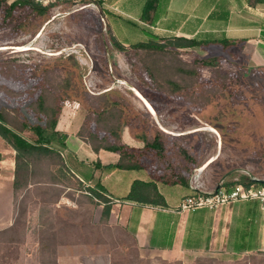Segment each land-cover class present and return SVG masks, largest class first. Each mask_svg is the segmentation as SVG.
<instances>
[{
    "label": "rangeland",
    "instance_id": "374dc122",
    "mask_svg": "<svg viewBox=\"0 0 264 264\" xmlns=\"http://www.w3.org/2000/svg\"><path fill=\"white\" fill-rule=\"evenodd\" d=\"M11 2L8 0V4ZM92 2L96 9L50 8L44 21L40 14L24 6L17 7L11 15L5 7L0 9V111L12 127L34 142L37 136L24 128L22 112L37 118L42 108L60 109L59 121L66 129L70 123L61 116H66L70 105H76V109L87 114L79 133L88 141L120 145L125 143L126 131L145 136L149 143H154L158 136L161 148L148 149L149 161L139 159L141 166L148 168L157 180H185L201 167L204 159L215 157L219 138L199 116L208 122L225 120L224 114L211 111L212 107L207 105L213 100L222 102L225 111L224 90L203 85L196 94L191 95L188 89L171 93L161 78L168 75L167 67L175 61L162 53L152 57L133 48L132 45L146 39L143 27L115 21L112 14L104 20L99 2ZM123 37H130L133 42H125L124 50H119L115 42L121 44ZM192 54L199 56L201 52L185 51L183 59L190 60ZM153 61L158 65L154 80L149 78L146 68ZM62 63L76 68L66 69ZM227 67L224 63L220 69L201 73L205 77H222L219 73L224 75ZM77 77L83 86L80 93L75 88ZM192 85L188 84L190 88ZM132 88L154 108L155 116ZM67 90L83 100L92 112L80 103L67 101ZM108 91L113 92L104 94ZM113 102L130 114L128 126L122 125L125 114L121 108H111ZM254 118L263 123L246 131L248 146L253 144L256 134L264 133V114ZM212 125L224 130L216 123ZM226 135L220 133L222 141ZM55 146L60 156L36 157L27 186L14 192L16 151L0 137V264H57L60 246L83 242L106 244L122 259L117 264H129L125 261L129 256H122L120 247L133 246L134 239L116 218L112 219L115 203H109L111 211L106 216L104 204L92 200L88 186L67 166L64 150ZM131 251L130 264H161L158 257L150 260L142 258L140 252L134 255V248ZM249 261L260 264L259 258H244L234 264ZM201 263L224 264V260L208 253Z\"/></svg>",
    "mask_w": 264,
    "mask_h": 264
},
{
    "label": "crops",
    "instance_id": "0c3cea01",
    "mask_svg": "<svg viewBox=\"0 0 264 264\" xmlns=\"http://www.w3.org/2000/svg\"><path fill=\"white\" fill-rule=\"evenodd\" d=\"M97 2L103 10L104 20L107 14H112L115 21L142 26L146 39L139 42L169 44L188 65H193L196 59L217 63L216 67L198 69L201 79L211 81L210 88L224 90L226 95L225 111L222 102L213 100L208 104L211 111L219 110L225 115L223 121L211 119L224 130L212 128L219 136L221 132L227 135L216 146L215 157L210 156L200 164L205 191L223 189L231 192L236 186L231 184L242 178L251 181L255 177L264 181V164L261 163L264 162V133L256 134L255 141L249 146L246 144L249 140H245L249 138L246 131L257 129L263 123L254 117L264 114V0ZM184 39L205 45L182 47ZM131 41L130 37L120 39L123 46ZM193 50H199L201 54H192L190 60H184V52ZM224 63L228 66L225 76L219 73L222 77L218 74L205 77L201 73L220 69ZM76 108V105H70L66 116H61L70 123L66 129L61 120L57 125V129L67 136L64 148L67 166L86 186H103L105 195L115 203L112 219L116 218L134 239L133 246L120 247L121 255L129 256L126 262L130 264L134 248V255L140 252L142 258L145 256L150 260L158 257L161 264H202V258L208 253L219 256L224 264H234L244 258L253 261L259 258V263L264 264V211L258 201L232 202L216 211L180 212L181 201L194 194L189 182L193 173L183 182H174L166 178L155 179L145 167L110 170V166L119 162L120 156L106 150L97 153L78 135L87 114ZM142 136L139 133L132 135L129 131L123 134L125 144L135 148L144 146L137 139ZM135 180L155 181L166 206L124 201ZM119 261L122 259L117 258L106 244L94 242L62 245L56 258L57 264H117Z\"/></svg>",
    "mask_w": 264,
    "mask_h": 264
},
{
    "label": "trees",
    "instance_id": "16d2710c",
    "mask_svg": "<svg viewBox=\"0 0 264 264\" xmlns=\"http://www.w3.org/2000/svg\"><path fill=\"white\" fill-rule=\"evenodd\" d=\"M24 6L32 10V12H36L42 16V20H46L48 18V13L50 11V7H43L36 3L35 0H12L10 4H8V0H0V9L6 8L7 14L11 15L13 11L19 7ZM182 47H201L204 46V43L197 42L194 40H182ZM115 46L119 48V50H124V46L115 42ZM133 48L144 50L148 56H158L162 53L164 56H170L175 63L169 64L167 67V74L165 77H162L163 83L166 87L169 88L171 93H178L180 91H185L188 89V92L192 94H196L197 91L201 90L203 85L208 87V89L212 86L211 81H205L201 79L198 69L202 67H216L217 63H214L210 59H196L193 65H188L184 63L179 57V52L176 49H173L169 46V44H164L157 41L150 42H140L132 45ZM64 68H76V65L69 66L66 63L61 64ZM156 62L153 61L152 64H146L147 74L150 79H155ZM75 88L77 93H80L83 89L82 81L79 77L75 78ZM193 83L190 88L188 84ZM185 84V85H184ZM113 91H108L104 94H111ZM68 99L67 101L77 102L81 105H84L88 110H91L90 107L83 102L78 96H74L71 94L69 90H67ZM211 102V101H210ZM209 102V103H210ZM208 105V104H207ZM121 108L122 112L125 114L123 117L122 125L128 126L130 114L124 107L120 104L112 103L111 108ZM109 110V108L107 109ZM92 112V110H91ZM94 112V111H93ZM23 119L26 121L24 123V128H29L36 136V141H30L23 137L21 133L12 127L7 120L2 111H0V137L14 150L16 151L15 157V178H14V192L21 190L24 186H27L28 181L32 175L31 172V164L35 160L36 157L41 155H59V149L55 146L58 145L59 148H65V141L67 136L59 131H57V125L60 117V109H55L51 107L42 108L41 114L35 118L34 116L28 114V112H22ZM199 118L203 121H206L209 126L218 130L215 126H213L212 122H208L204 116L200 115ZM80 132V131H79ZM110 133H114V130L111 129ZM78 135L88 142L95 152H99L100 150H106L113 153H116L120 156V160L116 165H112L109 167L112 169H121V170H133L140 169L141 163L139 159L144 161H149V154L147 150H157L161 148V143L159 142V137H155L154 143H149L145 136L137 137V139L144 143L142 148L131 147L125 143H121L120 145H98L93 142L88 141L83 137L82 134L78 133ZM1 159V156H0ZM183 182V181H182ZM237 184L244 185H262L264 183L249 181L248 179L242 178L237 183H232V186ZM227 185V186H231ZM87 191L89 192L92 200L96 199L104 204V214L108 216L111 211V207L109 203L111 200L105 195L106 190L103 186L98 184L95 188L88 187ZM128 202H137L140 204H146L151 206H166V201L163 195L159 192L157 184L155 181L144 182L141 180H135L131 186V190L129 194L123 199Z\"/></svg>",
    "mask_w": 264,
    "mask_h": 264
},
{
    "label": "built area",
    "instance_id": "2783aa9c",
    "mask_svg": "<svg viewBox=\"0 0 264 264\" xmlns=\"http://www.w3.org/2000/svg\"><path fill=\"white\" fill-rule=\"evenodd\" d=\"M36 3L43 7L50 8H77L82 9H96V5L92 0H35ZM250 171H247L249 173ZM202 169H196L191 178L190 188L194 191L192 196L184 198L180 205V212L192 213L197 210L207 209L210 211H216L219 208L229 205L232 202L237 201H258L260 208L264 211V186L259 187L255 184L243 185L237 184L231 192L223 189H219L216 192H206L202 182ZM256 178L252 177L251 181Z\"/></svg>",
    "mask_w": 264,
    "mask_h": 264
},
{
    "label": "bare ground",
    "instance_id": "6f19581e",
    "mask_svg": "<svg viewBox=\"0 0 264 264\" xmlns=\"http://www.w3.org/2000/svg\"><path fill=\"white\" fill-rule=\"evenodd\" d=\"M132 90L135 92L136 96L142 101V103L148 109V111L153 116H155L156 112H155L154 108L149 104V102H147V100H145V98L141 95V93L138 90H136L135 88H132ZM208 130H210L211 132H214L216 134V131L212 127H209Z\"/></svg>",
    "mask_w": 264,
    "mask_h": 264
},
{
    "label": "water",
    "instance_id": "95a60500",
    "mask_svg": "<svg viewBox=\"0 0 264 264\" xmlns=\"http://www.w3.org/2000/svg\"><path fill=\"white\" fill-rule=\"evenodd\" d=\"M132 90V89H131ZM133 91V90H132ZM134 92V91H133ZM135 93V92H134ZM216 131V130H215ZM216 135L218 136V138H219V143H221V138H220V136H219V134L217 133V131H216ZM254 181H256V182H260V183H264V181L263 180H258V179H255Z\"/></svg>",
    "mask_w": 264,
    "mask_h": 264
}]
</instances>
